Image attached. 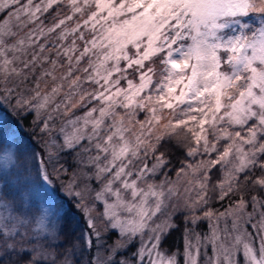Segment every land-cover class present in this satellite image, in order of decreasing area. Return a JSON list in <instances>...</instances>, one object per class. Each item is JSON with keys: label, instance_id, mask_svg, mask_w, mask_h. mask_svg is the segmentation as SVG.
Returning <instances> with one entry per match:
<instances>
[{"label": "snow or ice", "instance_id": "1", "mask_svg": "<svg viewBox=\"0 0 264 264\" xmlns=\"http://www.w3.org/2000/svg\"><path fill=\"white\" fill-rule=\"evenodd\" d=\"M0 112V264H264V0H0Z\"/></svg>", "mask_w": 264, "mask_h": 264}, {"label": "rangeland", "instance_id": "2", "mask_svg": "<svg viewBox=\"0 0 264 264\" xmlns=\"http://www.w3.org/2000/svg\"><path fill=\"white\" fill-rule=\"evenodd\" d=\"M17 123V118L14 114L0 112V131L8 127H14ZM22 123V121H21ZM27 129V125L24 126ZM3 166V162L0 161V167Z\"/></svg>", "mask_w": 264, "mask_h": 264}, {"label": "trees", "instance_id": "3", "mask_svg": "<svg viewBox=\"0 0 264 264\" xmlns=\"http://www.w3.org/2000/svg\"><path fill=\"white\" fill-rule=\"evenodd\" d=\"M64 207H65V210H67V207H68V206H67V205H65Z\"/></svg>", "mask_w": 264, "mask_h": 264}]
</instances>
